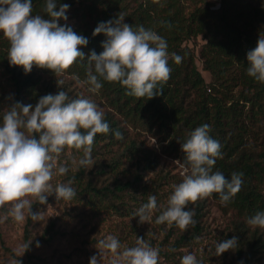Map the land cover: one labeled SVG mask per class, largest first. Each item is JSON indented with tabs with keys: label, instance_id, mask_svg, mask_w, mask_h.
I'll return each instance as SVG.
<instances>
[{
	"label": "trees",
	"instance_id": "trees-1",
	"mask_svg": "<svg viewBox=\"0 0 264 264\" xmlns=\"http://www.w3.org/2000/svg\"><path fill=\"white\" fill-rule=\"evenodd\" d=\"M58 3L69 5L67 21L59 23L67 24L88 39L87 46L81 49L86 55L92 50L97 54L103 51L101 45L106 37L103 34L93 36L97 25L122 13L125 23L134 29L143 25L157 32L167 41L169 54L182 57L178 64L169 59L171 73L163 84V94L151 100L127 95V90L119 83L102 82L103 87L98 92L106 104L104 119L111 131L96 135L91 156L99 146L123 147L122 154L142 152L135 165L151 172L158 165L157 155L137 147V142L129 139L121 123L133 128L142 127L153 134L163 144V154L181 162L184 156L180 144L185 142L187 134L209 124L210 136L219 141L223 154L213 171L218 170L227 178L233 172H242V188L227 204H222L216 193L189 203L186 210L194 211L195 224L188 226L173 248L178 249L201 235L200 220L209 198L236 214L226 240L238 237L239 243L234 249L237 261L264 264V229L251 228L246 223L247 217L264 211V84L256 82L246 72L247 53L256 47L259 33L264 32V0H218L217 8H212L207 0H58ZM32 4V15H45V0H32ZM198 37L204 41L198 57L208 81L196 66L194 51L186 45ZM9 46L0 33V69L12 88L13 102L34 107L41 96L65 91L50 70L34 66L29 74H25L22 68L10 66L7 61ZM86 70V62L77 60L61 75L79 77L83 81ZM117 132L119 137L115 135ZM78 151L83 154L82 150ZM92 160L98 166L100 161ZM120 164L119 157L101 162L94 176L91 170L86 172V167H79L77 174L69 178L76 196L88 204L106 201L116 209L127 201L140 208L147 203L149 195L155 196L156 192L142 184L143 175L136 173L130 179H121L117 172ZM106 170L115 174L113 180L98 184ZM36 205L32 204L33 211ZM32 221L27 218L24 245L31 242L29 226ZM52 229L53 225L49 226L45 234L31 242L29 249H24L25 254L40 242L50 240L46 235ZM8 252L20 264H34L30 255L24 259Z\"/></svg>",
	"mask_w": 264,
	"mask_h": 264
},
{
	"label": "clouds",
	"instance_id": "clouds-1",
	"mask_svg": "<svg viewBox=\"0 0 264 264\" xmlns=\"http://www.w3.org/2000/svg\"><path fill=\"white\" fill-rule=\"evenodd\" d=\"M68 4L58 0H45V15H32V0H0V33L9 42L7 61L10 66L20 67L29 74L33 67L47 69L59 76L77 60L86 62V79L77 81L88 85V91L97 93L102 82L119 83L135 98L151 100L163 94V84L170 78L169 59L180 63L182 57L169 54L167 41L157 32L143 25L135 29L125 23L122 13L107 22H100L93 36L103 34V51L92 50L87 55L81 51L88 39L77 34L67 24ZM47 17V18H45ZM247 75L264 84V32L259 33L256 47L246 56ZM62 84L63 81H56ZM12 100L10 96L8 98ZM0 122V208L10 205L7 216L23 222L27 216L37 220L42 212H34L32 199L44 204L49 195L56 199L71 200L76 195L72 181H50L54 175H65L69 168L58 163L65 148L82 150L83 155L72 163L87 167L92 163L91 151L97 134L111 131L104 113L90 99H70L65 91L41 96L35 106L12 102L2 113ZM83 130V131H82ZM211 126L203 124L187 134L180 144L183 161L179 163L182 182L173 185V191L162 209L154 195L133 213L140 224L149 222L154 213L156 224L175 225L187 229L194 225V211L186 210L189 203L219 194L222 204L232 201L241 190L243 173L233 172L230 178L220 171H213L217 159H222L219 141L210 136ZM117 137L120 133L115 134ZM251 228L264 229V211H257L246 218ZM238 237L221 240L215 244V255L233 250ZM30 244L22 247L29 249ZM39 246V245H37ZM98 256L90 258L89 264H158L159 248L153 247L143 237H136L135 246H123L118 238L108 235L96 245ZM175 251V249H170ZM10 264H20L12 260ZM180 264H202L196 255L188 252Z\"/></svg>",
	"mask_w": 264,
	"mask_h": 264
},
{
	"label": "rangeland",
	"instance_id": "rangeland-1",
	"mask_svg": "<svg viewBox=\"0 0 264 264\" xmlns=\"http://www.w3.org/2000/svg\"><path fill=\"white\" fill-rule=\"evenodd\" d=\"M207 1L212 5V8L218 7V0ZM203 44L202 38L198 37L186 45L194 51L196 66L208 81V76L202 71V64L198 57V51ZM57 80L63 81L60 85L65 87V92L68 93L70 99L80 97L90 99L98 106V109L102 110L103 113L106 112V104L99 92H89V86L78 82L74 76L59 75ZM79 81L81 80L79 79ZM10 96L12 97V88L2 69H0V113L13 102V100L8 99ZM0 122H2V116H0ZM121 125L127 131L129 139H134L137 142V147L152 151L153 154L157 155L158 165L151 172H145L135 165L142 152L135 155L122 154L123 147L105 148L99 146V149L91 157L100 162H98V166H95L94 160H92V163L86 167V172L91 170L92 176H94L101 162H109L113 157H119L121 164L118 166L117 172L121 175L120 178L127 180L136 173L143 175L142 184L156 192L157 204L162 209L167 205V198L173 191V185H178L183 179L182 169L176 162L178 160L163 154V144L159 143L157 137L147 133L142 127L133 128L124 123ZM82 155L78 150L65 148L58 163H64L69 171L62 176L54 175L50 181L53 187L58 183H67L70 177L77 174L79 166L74 165L72 161L73 159L78 161ZM106 171L104 177H96L99 178L98 184L113 180L115 174L109 170ZM85 174L88 175V173ZM47 195L49 197L44 204L29 197L32 199V204H37L34 212H42V215L37 220H33L29 226L30 241L39 239L46 233L49 226L53 225L52 232L50 231L46 235L51 239L47 242H40L37 244L39 246L35 245L27 254L30 255L31 262L34 264H89L92 256H98L96 249L98 241L108 235L116 236L120 243L126 247L135 246L136 237L145 238L153 247L159 248L158 264H180L181 257L188 252L195 254L202 264H242L235 258L234 249L223 253L221 256L215 255V244L218 241L226 240L227 234L236 221V214L228 209H223L220 204L209 198H207L203 217L200 220L201 235L189 243L183 244L184 246L175 249V251H170V249H174L175 241L180 235L185 234L188 227L182 230L176 226L156 224L155 218L159 215L158 212L153 214L149 222L140 224L138 218L133 219V213L139 208H135L129 201L116 209L106 201L96 200V202L88 204L76 195L71 200H57L55 195ZM9 207L10 205H5L0 208V264H10L12 260H16L9 254L8 250L15 257L25 259L27 256L22 247L24 245V228L28 218L27 212L25 221L16 222L7 216ZM103 264H109V259H105Z\"/></svg>",
	"mask_w": 264,
	"mask_h": 264
}]
</instances>
